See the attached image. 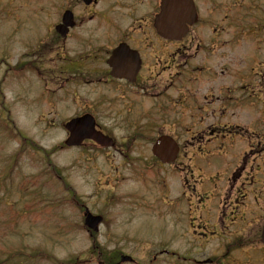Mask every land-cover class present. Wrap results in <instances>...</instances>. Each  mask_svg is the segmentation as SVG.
<instances>
[{
  "label": "rangeland",
  "instance_id": "rangeland-1",
  "mask_svg": "<svg viewBox=\"0 0 264 264\" xmlns=\"http://www.w3.org/2000/svg\"><path fill=\"white\" fill-rule=\"evenodd\" d=\"M59 5V0H0V262L106 264L100 257L110 258L113 253L128 255L136 264H193L209 256L218 259L226 249L225 240L236 242L234 232L243 226L234 219L236 226L225 227L218 209L225 213L226 225L237 210L243 216L254 212L257 223L245 227L243 239L258 243L264 222V18L256 19L264 13L244 15L241 27L255 21L246 32L241 27L228 28L223 35L235 38L238 44L228 47L224 64L220 62L224 70L220 83L227 86L225 95L229 97H238L234 90L243 84L250 110L244 107L235 118L230 112L233 105L224 103L222 122L206 115L208 119L194 124L189 117L205 114L201 105L217 106L208 102L214 95L207 93L204 100L198 93L190 100L196 108L184 110L182 119L167 106L165 120L145 123L143 132L137 134L139 139L130 144L127 136L132 124L108 123L110 115L101 113L103 105L94 107L103 122L101 129L115 142V151L104 152L87 143L74 149L63 145L64 121L83 107L89 110L92 100L101 94L84 90L73 100L54 86L60 79L52 75L51 82L44 73L45 64L38 67L41 73L35 68L37 73L27 69L21 74L24 68L16 76L11 69L17 60H33L34 56L26 53L37 49L38 43L45 44L46 28L59 20ZM206 63L213 70L219 68L215 60ZM205 81L202 92L220 84ZM16 132L46 150L48 157L23 145ZM160 134L176 138L181 145L182 154L171 166L152 160L151 143ZM48 162L60 170L63 179L52 177ZM247 174L256 175L252 184H248ZM62 181L92 214L103 217L96 234L90 236L84 227L83 209L70 200ZM215 228L229 231L225 240L198 237L211 235ZM16 251L35 252L36 257L13 258ZM232 253L225 258L229 264H254L255 257H259L257 264H264L255 248Z\"/></svg>",
  "mask_w": 264,
  "mask_h": 264
},
{
  "label": "flooded vegetation",
  "instance_id": "flooded-vegetation-1",
  "mask_svg": "<svg viewBox=\"0 0 264 264\" xmlns=\"http://www.w3.org/2000/svg\"><path fill=\"white\" fill-rule=\"evenodd\" d=\"M59 4L58 23L66 13L62 35L54 30L58 23L52 24L48 32L50 36L36 53L50 56L45 66L51 76L59 77L60 84L55 86L61 91L64 89V93L71 94L74 99H79V93L84 90L101 94L92 100L90 110L83 107L78 114H91L98 128L103 122L98 120V113H94L93 108L102 105L101 113L110 115L108 123H131L132 126L165 120L164 108L167 106L177 119H182L186 109L196 108L190 100L198 93L204 100L207 93L214 95L215 98L208 102L217 106L201 105L205 114L189 117L194 124L196 120L203 122L208 119L207 116L222 122V114L226 112L224 103L233 105L230 112L235 118L244 107L249 109L243 84L234 90L238 97H229L225 95L227 86L220 83L224 75L220 62L225 59L228 47L238 44L235 38L223 35L228 28L241 27L245 14L264 12V0H193L196 21L178 41L165 40L155 31L153 22L160 12L162 0H59ZM116 50L118 57L109 64ZM214 60L219 63L216 70L207 67L206 63ZM14 69L18 72L22 66L16 62ZM210 79L220 84L214 88L207 86L202 92L207 83L205 80ZM191 87L198 89L192 91ZM247 114H251L250 111ZM181 154L182 148L178 156ZM252 183L250 180L248 184ZM244 205L245 202L243 211ZM254 205H259L257 200H254ZM238 213L240 217L236 218ZM238 213L230 214L233 218L225 226L234 227V219L243 225L234 232L238 237L236 242L225 240L228 230H213L211 235H206L207 241L209 237L216 236V240H225L226 249L218 259L217 256H209L205 261L193 264H229L226 255L229 257L233 250L239 248L246 252L255 248L264 262L261 252L264 250L259 239L255 244L249 240L246 243L243 239L245 230L257 223L253 220L254 212H245L244 216L242 211ZM219 214V218L224 220L225 214ZM213 251L218 253V249ZM256 259L259 257H255L254 264H257Z\"/></svg>",
  "mask_w": 264,
  "mask_h": 264
},
{
  "label": "water",
  "instance_id": "water-1",
  "mask_svg": "<svg viewBox=\"0 0 264 264\" xmlns=\"http://www.w3.org/2000/svg\"><path fill=\"white\" fill-rule=\"evenodd\" d=\"M66 14L63 15V23H66ZM195 21V12L191 0H162L160 12L155 16L154 28L159 36L164 39L179 40L187 31V27ZM64 25L60 24L55 30L61 34ZM118 50L112 54L109 64L116 60ZM94 120L88 115H82L67 121L64 128L69 135L65 140L67 146H78L83 140L89 139L100 146L109 147L112 145L110 138L102 135L94 129ZM151 153L162 163H171L178 153V146L175 141L166 135L159 136L151 146ZM102 217L92 215L87 209L84 211V225L96 232ZM261 242L264 245V225L261 234ZM120 260L131 262L129 256L122 255Z\"/></svg>",
  "mask_w": 264,
  "mask_h": 264
},
{
  "label": "trees",
  "instance_id": "trees-1",
  "mask_svg": "<svg viewBox=\"0 0 264 264\" xmlns=\"http://www.w3.org/2000/svg\"><path fill=\"white\" fill-rule=\"evenodd\" d=\"M17 137L21 138L22 144L23 145H29L34 147L35 149L41 150L43 151L44 154H46V156L48 157V152L42 148H40L39 146H37L36 144H33L29 139H27L26 137L22 136L21 133L16 132L15 134ZM23 147V146H22ZM48 166L52 168V174L54 176H60V170L57 169L51 162H48ZM62 183V187L63 189L69 193L70 195V200L76 205V207H80V199L78 197V195L76 194V192L73 190V188L68 185L67 183H65L64 181L61 182ZM24 255H26L27 257H36L35 252H30V253H23V252H16L13 254V258L14 257H25ZM102 256V255H101ZM25 257V258H27ZM49 257V256H48ZM102 259L105 260L106 264H116V261L118 259V254L117 253H113L112 256L110 258L108 257H100ZM28 259V258H27ZM9 260H3L0 262V264H4L7 263ZM58 264H66V262H59Z\"/></svg>",
  "mask_w": 264,
  "mask_h": 264
}]
</instances>
